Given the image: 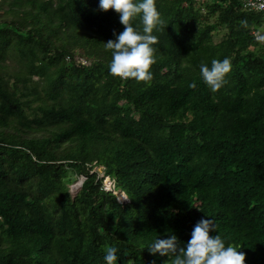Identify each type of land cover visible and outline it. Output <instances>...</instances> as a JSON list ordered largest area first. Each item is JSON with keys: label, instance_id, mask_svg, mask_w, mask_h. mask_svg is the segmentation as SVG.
I'll list each match as a JSON object with an SVG mask.
<instances>
[{"label": "trees", "instance_id": "16d2710c", "mask_svg": "<svg viewBox=\"0 0 264 264\" xmlns=\"http://www.w3.org/2000/svg\"><path fill=\"white\" fill-rule=\"evenodd\" d=\"M99 2L0 1V264H105L106 246L166 264L147 248L185 245L202 218L264 264V13L156 0L152 79L137 81L109 73L103 43L124 26ZM224 58L213 93L200 65Z\"/></svg>", "mask_w": 264, "mask_h": 264}, {"label": "clouds", "instance_id": "9594fccd", "mask_svg": "<svg viewBox=\"0 0 264 264\" xmlns=\"http://www.w3.org/2000/svg\"><path fill=\"white\" fill-rule=\"evenodd\" d=\"M99 10H115L124 26L118 35L113 32L114 40L103 43L107 50H111L112 59L108 66L110 75L123 79L134 78L137 81L151 80L150 69L155 63L154 53L157 51L153 45L158 42L152 33L158 25H164L156 0H100ZM137 15H141L144 25L142 34L130 23ZM257 39L264 41V35H258ZM230 71L229 58L213 59L211 67L200 65V74L213 93L227 83L226 77ZM190 86L195 87L194 84ZM216 231L213 219L202 218L194 226L191 238L185 245L181 246L176 235L172 234L168 238L159 237L154 240L147 250L153 256L159 254L168 257L166 264H245V254L236 246H226L219 234L210 235ZM118 258L115 247H105V264H117ZM127 264H132V261Z\"/></svg>", "mask_w": 264, "mask_h": 264}, {"label": "built area", "instance_id": "2783aa9c", "mask_svg": "<svg viewBox=\"0 0 264 264\" xmlns=\"http://www.w3.org/2000/svg\"><path fill=\"white\" fill-rule=\"evenodd\" d=\"M242 1L244 3L245 8H247L251 11L264 13V0H242ZM258 35L259 34H257L256 36H258ZM78 63L83 64V65H87V61H85V60H79ZM84 181H85V178L82 177L81 184H80L81 186H82ZM114 188H115V182L111 178H106L104 190L111 192L114 190ZM124 198H126L125 195L123 196V199ZM122 203H128V202H126L124 199V201Z\"/></svg>", "mask_w": 264, "mask_h": 264}, {"label": "rangeland", "instance_id": "374dc122", "mask_svg": "<svg viewBox=\"0 0 264 264\" xmlns=\"http://www.w3.org/2000/svg\"><path fill=\"white\" fill-rule=\"evenodd\" d=\"M90 63L87 61V65H89ZM100 172H103V170L101 169L100 170ZM81 180H82V178H80L74 185H72V187H71V194L75 197L77 194H78V192L80 191V189H81ZM123 194L122 195H120V199L121 200H123L124 201V199H123Z\"/></svg>", "mask_w": 264, "mask_h": 264}, {"label": "water", "instance_id": "95a60500", "mask_svg": "<svg viewBox=\"0 0 264 264\" xmlns=\"http://www.w3.org/2000/svg\"><path fill=\"white\" fill-rule=\"evenodd\" d=\"M125 201H126V202H129V199L127 198V196H126V198H125ZM120 202H123V201L120 200Z\"/></svg>", "mask_w": 264, "mask_h": 264}]
</instances>
